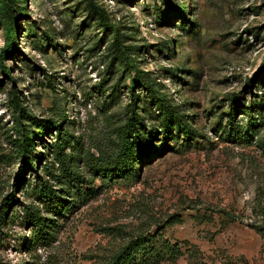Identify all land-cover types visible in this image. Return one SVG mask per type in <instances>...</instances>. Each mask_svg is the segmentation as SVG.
<instances>
[{
  "label": "rangeland",
  "instance_id": "obj_1",
  "mask_svg": "<svg viewBox=\"0 0 264 264\" xmlns=\"http://www.w3.org/2000/svg\"><path fill=\"white\" fill-rule=\"evenodd\" d=\"M11 2L0 0V53L11 19L17 46L0 56V146L7 151L20 123L40 131L26 115L56 122L96 192L75 199L51 245L28 252L21 242L29 231L16 219L35 173L21 158L0 162V202L23 177L8 210L16 222L2 228L3 262L91 264L125 235L154 232L174 214L159 236L178 248L158 264H264V0ZM151 93L195 136L163 135L147 115L156 112ZM131 104L155 150L137 176L108 179L96 162L114 151ZM42 138L32 155L45 175L55 129ZM107 226L123 234L102 232Z\"/></svg>",
  "mask_w": 264,
  "mask_h": 264
},
{
  "label": "trees",
  "instance_id": "obj_2",
  "mask_svg": "<svg viewBox=\"0 0 264 264\" xmlns=\"http://www.w3.org/2000/svg\"><path fill=\"white\" fill-rule=\"evenodd\" d=\"M6 4L10 9H13L11 0H6ZM16 48L15 22L11 19L8 42L2 49L0 56L3 57L5 52H11ZM6 71H8L7 68ZM151 97L149 107L153 106L156 112L147 111V115L154 114V118L160 120V130L163 135L175 129L176 133H181L185 137L195 136L194 131L184 124L174 107L154 93H151ZM129 106H131V116L120 127L114 151L112 154H106L101 150V157L96 162L99 166L95 172L108 179H130L137 176L138 167L143 158L155 150L152 146L153 133L141 130L140 119H142V115L137 113L133 104ZM26 116L40 131H31L20 123L17 138L9 137L8 139L7 151H3L0 146V162L10 166L17 158H21L23 159V166L27 164L30 170L35 173L31 201L22 205L23 213L19 219L13 210L8 215V210L19 202L13 191L23 177L16 175L10 183L11 192L7 193L0 202V240L2 228L17 218L16 221L19 220V223L29 231L26 238L22 237L21 245L30 252L36 247L51 245L61 228L60 218L65 216L67 209L74 203L75 199L86 195L89 197L96 191L92 186L93 181L87 179L77 169V163L81 156L77 158L73 153L65 152L67 132L65 130L61 132L60 125L56 122H51L45 126L35 121L34 117ZM18 121L21 122V119ZM52 128L55 129L56 134V140L51 146L54 152L52 154L53 160L50 165L44 163L46 172L45 175H41L36 169L40 160L32 155L33 143L35 139H43L44 133ZM178 219L173 214L165 225H159L154 232L125 235L114 251L103 256L99 255L96 261L91 264H158L173 258L175 256L174 251L178 248L177 245H170L167 240H162L159 232L163 230L164 226ZM101 231L112 236L123 234L122 229L118 227L107 226ZM0 264L6 263L0 258Z\"/></svg>",
  "mask_w": 264,
  "mask_h": 264
}]
</instances>
